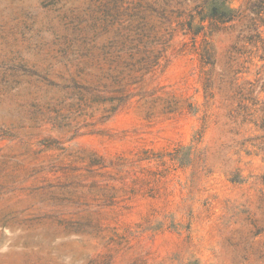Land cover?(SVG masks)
I'll return each instance as SVG.
<instances>
[{
    "label": "rangeland",
    "instance_id": "rangeland-1",
    "mask_svg": "<svg viewBox=\"0 0 264 264\" xmlns=\"http://www.w3.org/2000/svg\"><path fill=\"white\" fill-rule=\"evenodd\" d=\"M212 1L0 0V264H264V0Z\"/></svg>",
    "mask_w": 264,
    "mask_h": 264
},
{
    "label": "trees",
    "instance_id": "trees-1",
    "mask_svg": "<svg viewBox=\"0 0 264 264\" xmlns=\"http://www.w3.org/2000/svg\"><path fill=\"white\" fill-rule=\"evenodd\" d=\"M205 14V12H204ZM234 17V10L228 7L225 3H220L219 0H213L209 5L207 15L200 18L201 23L206 19L211 22L224 23L231 21Z\"/></svg>",
    "mask_w": 264,
    "mask_h": 264
}]
</instances>
